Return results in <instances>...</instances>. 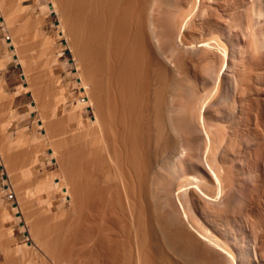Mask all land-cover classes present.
Returning <instances> with one entry per match:
<instances>
[{
  "label": "bare ground",
  "instance_id": "1",
  "mask_svg": "<svg viewBox=\"0 0 264 264\" xmlns=\"http://www.w3.org/2000/svg\"><path fill=\"white\" fill-rule=\"evenodd\" d=\"M51 4L86 99L66 110L70 86L57 75L53 98L41 94L52 100L33 122L59 173L48 175L42 207L26 188L30 201L0 208V264H264V0H184L163 34L169 0ZM193 7L210 29L199 38ZM18 60L27 85L15 95L38 84ZM58 107L65 115L54 120ZM10 113L7 125L27 116ZM38 157L33 150L28 166ZM12 213L22 215L29 242Z\"/></svg>",
  "mask_w": 264,
  "mask_h": 264
},
{
  "label": "crops",
  "instance_id": "2",
  "mask_svg": "<svg viewBox=\"0 0 264 264\" xmlns=\"http://www.w3.org/2000/svg\"><path fill=\"white\" fill-rule=\"evenodd\" d=\"M9 2H10L11 5L9 4ZM11 2L14 3V4H12ZM6 3H8V4H6ZM0 4H3L2 6H0V61H1L0 62V65H1L0 66V85H1L0 86V90H1V92H0V107H1L0 108V117L3 114L2 118H0V122L2 121L1 125H0V129H1L0 131H2V133H0V135H1L0 144H1V146H4V147L6 146L5 148L2 147L0 149V150H2V151H0V154L4 150V151H6V152H4V154H7L9 152H11V153L13 152V154H15L17 156V157H15V156L13 157V155L11 153H10V157H9L8 154L6 155V157H5L4 154H2L0 156V208H5L6 207L8 210H11L13 207H17V206L19 207V206L23 205L25 201L26 202L30 201L29 200L30 196L28 197V192L25 191L26 188H27V190H29V188L32 190L31 191V194H32L31 196L33 197L32 201L39 208V207H42L44 204H46L49 201L50 192H51V185L47 183L50 176H48L49 174L46 173L48 171L45 169V167H43V166L46 165V161L48 159L47 156H45V154H44V150H42L45 147L44 146V142L47 139L46 136H45V129H40V130L37 129L36 130V127L34 126V124L32 122V119H35V117H37L40 112L42 113V111H39V109L42 110V108L45 107L39 101H37V100H39V98H41V96H42L41 94H43V92H40L41 90H40V87H38V85H39V83H38V84H36L37 86L36 85L33 86L34 88L35 87L39 88V89L35 88V89L39 90V93H38L37 90H35V91H37V93L40 94V96H39V98L37 100H35V97H33L35 95V93H36V92L33 93L34 92V88H33V91H31V90L26 91V93H27V100L26 101L24 100V97H23V94L25 92L20 93L18 95H15L16 91L18 89H20L18 87H21V85L26 86L27 83L25 81V75H23L24 73L20 74V73H17L15 71H13L12 70V65H13V63H16L15 65L21 67V65H20L21 62H19V60H18L19 57H23L24 58V57H27L30 54L33 59H38L39 57H41L43 55V47H44V41L43 40H44V36H46L45 35L46 34L45 25H44L45 21H43L42 24L40 23L39 26L36 25V23L38 22V20H39V18L41 16H39V5L35 4L34 0H3V2H2V0H0ZM17 4H19V5H17ZM3 6L5 8H2ZM10 6H13V7H10ZM17 6L19 8H21V9H19ZM6 7H8V8H6ZM1 8H2V10H1ZM14 9H15V11H17V13L14 11ZM12 14H14V15H12ZM17 15H18V17H17ZM15 17H16V21H15ZM24 18H26V19H24ZM6 19L8 20V22L6 21ZM13 20H14V22H13ZM25 22L27 23V25H25L26 24ZM11 23H13V24H11ZM19 25H20V28H19ZM23 29L25 31L23 33H21V31H23ZM16 32H19L22 35H20L19 33H16ZM16 34H17V36L15 38ZM25 34H26V36H25ZM22 36L23 37L25 36V37L23 38ZM6 37L8 39H6ZM18 37L20 38V40H17L18 41L17 43H19V44H17L16 46H19V45H21V46H19V47L13 46L12 38L13 39L15 38V40H16V39H19ZM23 39H24V41H23ZM4 40L6 41V44L3 45ZM29 51H31V53H29ZM39 73L40 72L31 73L32 76H30V80H34L35 79L37 82H39V80L41 81L43 76H42V74H39ZM35 80H34V82H36ZM36 101H37V103H36ZM11 103H13V104H11ZM38 103H40L41 105L40 104L38 105ZM30 106L31 107L33 106V110L32 111L29 110ZM39 106H41V107H39ZM48 108H49V106H48ZM48 108H46V109H48ZM46 109H44V110H46ZM13 111L16 112L18 115L27 114V116L24 117L22 120H20L17 123H16V120L12 121V124L10 123V125H11L10 126L9 124L7 125L6 121L8 120L7 119L8 116H10V114H11L10 112H13ZM53 111H54V115H53L52 118L54 120H56L58 118H61L59 116L60 115L59 113L61 112V109L59 107L56 110H53ZM3 116H5V117H3ZM28 116H30V119L28 118ZM4 120H5V122H4L5 125L3 123ZM2 124H3L4 128L2 127ZM33 127H35V128L33 129ZM4 129H6V130H4ZM19 130H21V131H19ZM15 131L20 133V134L17 133L16 135H18V137H19V139L21 141L15 135ZM3 133H5L7 140L4 138L5 135ZM2 134L4 135V137H3ZM20 137L22 139L26 138L25 139L26 141H27V138H28V142H30L31 144L30 143L29 144L28 143L25 144V142H23L24 139L22 140ZM14 138H16V139H14ZM10 140L12 141V143L9 142ZM41 141H43V144H42ZM4 142H7L9 144L6 145V143H4ZM15 142L16 143L18 142V144H20V146L18 144H16ZM39 143H40V146H39ZM10 144H12V145H10ZM16 145H18V146H16ZM22 145L26 148L25 149L26 151L24 150V147ZM30 145H31V147L32 146L33 147L31 148ZM11 146H14V147H11ZM7 147L10 148L11 151L9 149H8L9 151L6 150ZM40 147H43V148H40ZM14 148H16V149H14ZM32 149L33 150H35V149L37 150L39 157H38V162L31 168V167L28 166V163H29V160H30L31 155H32V151H33ZM18 152H19V154H18ZM23 152H24V154H23ZM49 153H50V150H49L48 154ZM11 156L13 157V159H12ZM22 157H24V158H22ZM5 159H7V160L5 161ZM8 162L11 163V164H9ZM19 163H20V165H19ZM4 164H5V166H7L6 164H9L10 168L9 167L5 168ZM22 165H23V167H22ZM38 166L43 167V169H38ZM9 171H11L10 172L11 174L8 173ZM32 171H34V172L31 173ZM49 172H51V170H49ZM4 173H6V175H7L6 179L3 176ZM8 174H10V175H8ZM16 174H17V176H15ZM12 176H14L13 178H15V179H13ZM18 178H20V179H18ZM35 178H36V180H35ZM12 179L15 180V182L17 184L12 183V182H14ZM43 179H45V180H43ZM27 180H29V181H27ZM38 180H40L43 184L40 183V181H38ZM18 181H19V183H18ZM20 181H21V183H20ZM33 181H36V182L33 183ZM44 181H46V182H44ZM30 183L33 184V185H31ZM4 186H6V187H4ZM8 189L10 190V192H9ZM23 191H24V193H23ZM15 192H18V193H21V194L17 195V193H15ZM26 192H27V194H26ZM10 194H12L13 197L15 198V200H16L15 204L16 205H13L11 203V199L12 198H10ZM16 196L19 198V200H18V198ZM20 196H22V197H20ZM8 202H9V204H8ZM19 203H22V204L18 205ZM5 204H6V206H4ZM12 215H13V217H14V215H16L15 217H16V220L18 222H19L18 219H22V215L21 214H18V213L13 214L12 213ZM2 218L4 219V217H2ZM8 224L9 223H6L7 226H8ZM1 256H3V255L0 252V257Z\"/></svg>",
  "mask_w": 264,
  "mask_h": 264
},
{
  "label": "rangeland",
  "instance_id": "3",
  "mask_svg": "<svg viewBox=\"0 0 264 264\" xmlns=\"http://www.w3.org/2000/svg\"><path fill=\"white\" fill-rule=\"evenodd\" d=\"M35 1H36L35 4H38L39 5V15L41 16L40 18H43L44 17L43 20L45 21L44 25H45L46 36H44V40H43L44 41L43 55L41 57H39L38 59H33L32 56L29 54L28 57H24L23 59L27 61V64L26 65H28L29 67L31 66L30 67L31 72L34 73L37 70L38 72H40L39 74H42L43 77H42V80L38 82V83H40L38 86L40 87V90L43 91V95H45L47 93H48V96H49V94L50 95L51 94L54 95V93L56 92V90L54 89V87H52L53 89L50 87L52 84H54V86H56L54 79H52L56 75L57 76H61L62 83L63 84H66L67 86H70V92L69 93H70L71 96H70V98L68 100L69 103L67 104V106L65 108L67 110V109H69L71 107V105L73 104V102H75V99L76 98H81L82 100H85L86 99L85 98V95L83 93V90L80 88V85H79V72L77 71V67H76L77 62H78V60H77L78 58L74 55V51L71 48L70 39H69L70 37L68 38V36H65V35L62 36L58 32L59 29L57 28V25L59 24V17H58V14L55 12V10L52 7V4H51L52 3V0H35ZM168 5L169 6L167 8V13H165L164 15H162V19H160V21L158 22V25L160 26V28H159L160 34H163L164 33L163 32V27L161 28V26H163L165 24V22L168 23L169 22L168 20L172 21L171 18H175L177 12L179 10H181V8L187 9L186 8L187 7L186 4H184V0L183 1L182 0H169V4ZM193 8H191V10ZM224 8L226 9V6L223 7V9L222 8L221 9L223 11H225ZM234 8L235 9H233L232 12L238 15V12L239 11L237 9V6H234ZM222 10L216 11L214 13L219 14V13L223 12ZM193 11H194V13H193ZM193 11L190 13V15L188 16V18L189 17L192 18L194 22L197 21L196 22L197 25H195L196 26L195 29H196V33L198 34L197 37L199 38L200 35H204L210 29H208L209 27L207 25H203V24L201 25V22L203 21L201 19L203 17L205 18V16L203 15V17H202L201 14H200L201 18H199L200 16L198 14V11L195 8L193 9ZM174 14H175V16H174ZM196 14H198V16ZM223 14H224V12L221 13L220 15L223 16ZM170 16H173V17L170 18ZM168 17H169V19L167 20L166 18H168ZM196 17H198L199 19H196ZM256 17L259 18L261 16L258 15ZM164 19H166V21ZM235 23H237V20H236ZM199 26H200V28H199ZM201 26H203V28H201ZM205 26H206V29L207 30L205 29ZM237 27L238 26L236 25V29L235 30H238L239 29ZM199 32L201 34H199ZM56 34H58L60 38ZM197 34H195V37H196ZM29 53H31V51H29ZM53 57H55V59H53ZM75 57L77 59H75ZM15 64L16 63H13L12 70L15 71V72H17V73L23 74L24 73L23 67H19V66L15 65ZM34 65H37V66L34 67ZM40 65H41V67H40ZM48 65L50 66V70H49V68H47ZM44 70H45V74H44ZM46 72H48V74ZM49 81H52V82H49ZM41 85H43V86H41ZM51 89L54 92L51 91ZM53 95H51L50 97L53 98ZM48 96L47 97L44 96L45 99H46L45 102H44L45 99H43V97L39 98V100H40L39 102L42 101L41 104H44L45 103V108L48 106L46 104L47 101L52 100V99H50V97L48 98ZM23 97H24V100L26 101L27 100V93L26 92L23 94ZM49 102H48V104H49ZM60 109H61V112L59 113L60 114L59 116L60 117L62 116V118H63L64 115H65V113L63 112V109L62 108H60ZM84 112L87 114V116H86L87 118H90L91 119L93 117V113H92L91 108L87 107L84 110ZM39 117H40V115H38V118ZM28 118L30 119V116H28ZM33 121L35 122L36 120L32 119V122ZM34 126H35V123H34ZM73 127H74V124H72L70 126V129H72ZM87 128H89V125H85L82 128V131H85ZM68 135L69 134H67V137H69ZM62 137L65 138V139H67L66 136L65 137L62 136ZM46 140H47V143L46 144L48 146H45L44 148L43 147H40V148H43L42 150H44V154L48 158V160L46 161V165L43 166V167H45V169L48 171L47 173H49V170L52 171V172L49 173V175H54L56 177V174L59 173V165L57 164V162L55 163V160H53L50 157V155H49L50 153L48 154V152L50 150V146H49V141L50 140H48V139H46ZM50 158H51V160H50ZM43 167L38 166V169H43ZM3 176L5 177V179L7 178L6 173H4ZM4 187H6V186H4ZM11 203L13 205H16L15 204L16 203V200H15L14 197H12ZM67 204L68 203L66 202V205ZM55 209H57V206H55ZM14 218L16 219L15 215H14ZM18 220H19L20 223L18 221H17V223L19 225L21 224L20 226H22V229H21L22 241H28L29 242L28 238L25 237L27 235V232H26L25 227L23 226V219H18ZM4 259L5 258H3V256H1L0 257V262L2 263L4 261Z\"/></svg>",
  "mask_w": 264,
  "mask_h": 264
},
{
  "label": "built area",
  "instance_id": "4",
  "mask_svg": "<svg viewBox=\"0 0 264 264\" xmlns=\"http://www.w3.org/2000/svg\"><path fill=\"white\" fill-rule=\"evenodd\" d=\"M13 197V195L12 194H10V198H12Z\"/></svg>",
  "mask_w": 264,
  "mask_h": 264
}]
</instances>
